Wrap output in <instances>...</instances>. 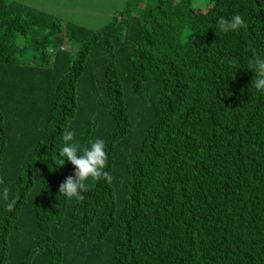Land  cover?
Masks as SVG:
<instances>
[{
	"label": "trees",
	"instance_id": "16d2710c",
	"mask_svg": "<svg viewBox=\"0 0 264 264\" xmlns=\"http://www.w3.org/2000/svg\"><path fill=\"white\" fill-rule=\"evenodd\" d=\"M202 1L125 0L94 30L0 0V264H264V0ZM65 130L106 143L83 201L58 191Z\"/></svg>",
	"mask_w": 264,
	"mask_h": 264
},
{
	"label": "clouds",
	"instance_id": "9594fccd",
	"mask_svg": "<svg viewBox=\"0 0 264 264\" xmlns=\"http://www.w3.org/2000/svg\"><path fill=\"white\" fill-rule=\"evenodd\" d=\"M217 26L222 32H235L241 28L247 26L246 21L240 14H235L230 18L220 16L217 19ZM231 66L238 68V62L235 59H231L228 62ZM248 68L255 73V77L251 82L259 92H264V58L253 53V58L249 60ZM75 133L71 130H65L62 133L63 146L58 152L60 157L58 165H63L65 158L74 166V175H69L58 186L60 194L67 198H75L79 201H83L85 197L83 192L87 191V185L85 181L89 178L99 181L101 179H107L111 182V176L105 169L108 164V153L106 152V143L104 139L97 138L91 143L90 147L82 149V154L79 145L76 143H70L74 140ZM4 181L0 180V184ZM2 196L5 201H9V189L4 187L2 189ZM9 208L12 207V202H9Z\"/></svg>",
	"mask_w": 264,
	"mask_h": 264
},
{
	"label": "rangeland",
	"instance_id": "374dc122",
	"mask_svg": "<svg viewBox=\"0 0 264 264\" xmlns=\"http://www.w3.org/2000/svg\"><path fill=\"white\" fill-rule=\"evenodd\" d=\"M31 6L50 11L64 22H73L91 29L110 24L123 9L125 0H17ZM196 8L203 6L202 0H195ZM199 13V11L197 10ZM72 47H78L77 43Z\"/></svg>",
	"mask_w": 264,
	"mask_h": 264
}]
</instances>
